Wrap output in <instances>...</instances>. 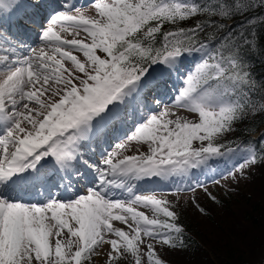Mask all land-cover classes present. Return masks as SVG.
I'll list each match as a JSON object with an SVG mask.
<instances>
[{
	"label": "snow or ice",
	"instance_id": "snow-or-ice-1",
	"mask_svg": "<svg viewBox=\"0 0 264 264\" xmlns=\"http://www.w3.org/2000/svg\"><path fill=\"white\" fill-rule=\"evenodd\" d=\"M39 8L0 0V264H165L157 244L185 246L178 200L139 182L215 201L199 175L223 164L235 180L264 162V139H228L264 113L250 59L264 53V0H62L43 21ZM25 18L39 27L35 47L10 33ZM165 74L181 80L170 102L146 94ZM174 108L197 119H173Z\"/></svg>",
	"mask_w": 264,
	"mask_h": 264
},
{
	"label": "rangeland",
	"instance_id": "rangeland-1",
	"mask_svg": "<svg viewBox=\"0 0 264 264\" xmlns=\"http://www.w3.org/2000/svg\"><path fill=\"white\" fill-rule=\"evenodd\" d=\"M93 12L94 10H90L89 14H93ZM172 111L176 113V116L172 117L173 119L176 117L197 119L194 114H191L184 109L174 108ZM124 154H138L134 150V144L125 151ZM230 167L231 165H229V168ZM222 171H225L224 165L219 168V171L217 172L218 174L216 173L215 176L207 181L209 184L204 182L207 186L208 192L216 198L215 201L210 199L202 189L177 195L174 191L168 194V192L162 188L152 189V187H150V189H147L142 187L143 190L141 194L156 190V192H166V194L161 195L156 193L157 198L168 199L173 202L178 200V204L174 210L177 213L179 212L182 214L180 217H182L181 219L183 223L184 221H191L198 225V230L195 232L199 236V240L202 242L201 249L203 252L200 254V257L198 259H191L189 253L179 252V250L175 251L173 248L157 244L156 248L158 255L165 261V264H219L218 261H220V259L218 260V256H214L213 254V250L216 247L227 245L232 248L236 244L239 245L242 236H244L245 233H253L254 235L252 234V236H259L256 232L257 230L252 229L249 223L242 220V215L248 212V209L251 208V206L256 204H261L264 209V171L256 168L254 165L250 168H246L244 172L245 176L251 171H256L253 177H250L249 179L245 177L240 178V173L237 172V178L235 180L231 177L219 178ZM215 181L219 182L217 183ZM210 185L214 186L211 187ZM232 194L236 200L228 198L230 197L229 195ZM193 200L195 201V204H198L199 207L204 210L203 212L198 210L193 203ZM224 201H231L228 206V211H226L224 205L221 204V202ZM137 210L146 211L142 207H138ZM113 223L117 226L123 227L119 222ZM104 247L107 248L108 246L105 245ZM254 253L255 255L256 253L259 254L257 250L252 252V254ZM222 259L223 258H221V261H223ZM131 262L132 257L128 255L126 258H119L118 264H131Z\"/></svg>",
	"mask_w": 264,
	"mask_h": 264
},
{
	"label": "trees",
	"instance_id": "trees-1",
	"mask_svg": "<svg viewBox=\"0 0 264 264\" xmlns=\"http://www.w3.org/2000/svg\"><path fill=\"white\" fill-rule=\"evenodd\" d=\"M229 23L234 22L230 21ZM250 59L254 65L252 71L256 77H264V53L252 54ZM256 134L258 137H255ZM236 138L243 141H253L259 147V141L264 139V113L255 116H248L242 122L238 123L236 125V130L228 135L229 140ZM255 167L264 171V162L257 163ZM255 173L256 171H251L244 177L249 179L250 177H253ZM229 196L230 197L228 198H231V200H236L233 194ZM230 202L231 201L221 202L226 211H228ZM178 214L179 220L177 223L183 226L185 246L180 249H175V251L179 250V252L189 253L191 259H198L203 252L201 249L202 242L199 240V236L195 232L198 230V225L191 221H184L183 223L181 219L182 217H180L182 214L179 212ZM242 220L249 223L252 229L257 230L256 232L259 236H252L253 233H245L244 236H242L239 245L236 244L232 248L227 245L216 247L215 249L213 248L214 256H218L217 259H220V261H218L219 264H264V209L262 208V205L256 204L251 206V208L248 209V212L242 215ZM254 250H257L259 254H252ZM221 258H223V261H221Z\"/></svg>",
	"mask_w": 264,
	"mask_h": 264
}]
</instances>
